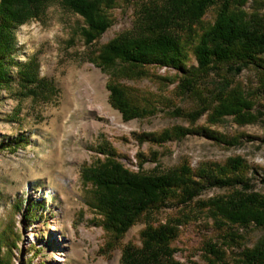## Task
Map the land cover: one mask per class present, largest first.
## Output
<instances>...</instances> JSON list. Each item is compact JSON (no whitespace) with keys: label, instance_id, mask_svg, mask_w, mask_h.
I'll use <instances>...</instances> for the list:
<instances>
[{"label":"rangeland","instance_id":"rangeland-1","mask_svg":"<svg viewBox=\"0 0 264 264\" xmlns=\"http://www.w3.org/2000/svg\"><path fill=\"white\" fill-rule=\"evenodd\" d=\"M164 1L116 0L110 10L113 24L90 44L84 41L83 19L62 0H50L36 18L14 31V60L35 62L38 78L50 82L53 90L39 94L44 97L27 94L16 65L8 68V82L0 85V233L10 230L18 235L10 249L11 264H120L123 247L140 246V232L148 223H162L171 216L181 222L172 247L174 260L182 264H208L212 256L207 255V244L226 258L216 264H237L241 251L262 235L254 225L229 228L215 223L198 205L228 194V188L211 187L187 206L169 205L147 214L113 249L106 245L99 216L87 205L93 188L82 182L81 172L104 161L100 144L112 149L129 172L144 175H160L182 165L195 171L242 158L251 168V190L264 194V89L253 71L234 78L253 92L250 112L256 120L244 125L232 117L213 121L209 111L197 117L194 99L175 90L176 71L153 66L146 68L145 76L121 83L144 100H153L158 106L154 115L124 121L110 105L108 76L93 64V56L117 35L141 32L143 11ZM215 10L208 9L203 19L212 21ZM187 64L196 62L189 56ZM216 83L211 77L203 82V90L210 92ZM172 128L191 133L165 140L143 137ZM202 130L218 139L198 133ZM20 134L28 144L10 149L7 142ZM235 139L236 145L228 144ZM19 199L43 201L44 209L24 222L22 212L14 211Z\"/></svg>","mask_w":264,"mask_h":264},{"label":"trees","instance_id":"trees-1","mask_svg":"<svg viewBox=\"0 0 264 264\" xmlns=\"http://www.w3.org/2000/svg\"><path fill=\"white\" fill-rule=\"evenodd\" d=\"M49 1L0 0V85L8 82V68L16 65L19 83L29 88L27 94L40 96L53 90L50 82L38 78L35 62L19 64L13 56L14 31L36 18ZM62 3L83 19L85 43L98 40L114 22L110 10L116 0H62ZM212 7L216 9L215 15L207 22L203 17ZM142 18L141 32L117 35L102 45L92 59L108 76L109 103L124 121L157 112L158 106L153 100H144L133 88L121 83L125 78L145 76L146 68L151 66L176 71L175 90L194 99L197 117L209 111L212 112L209 117L216 122L224 117H232L239 125L256 120L250 112L254 107L253 92L236 83L234 78L244 70H251L259 87L264 89V0H165L146 8ZM189 56L194 58L195 65L187 64ZM211 77L217 83L207 93L203 82ZM189 133L172 128L159 135L142 136L165 140ZM198 133L218 139L211 132ZM237 143L235 139L228 144ZM7 144L10 149H17L25 147L28 139L20 134ZM98 153L104 161L100 165L85 166L81 179L93 188L87 205L99 216L107 246L113 249L125 232L147 214L169 205L187 206L211 187L228 188V194L200 201L198 205L215 223L222 222L229 228L254 225L260 229L262 235L251 248L241 251L236 263L264 264V194L251 190V178L247 176L251 168L244 159L232 158L222 166L195 171L182 165L160 175H144L129 172L118 155L103 144ZM43 209L44 203L40 200L19 199L14 204V211L22 212L24 222ZM180 225V220L172 216L162 223H148L140 232V246L123 247L120 264H182L174 260L172 247ZM8 232L0 233V264H11L10 249L18 240V235ZM207 255L212 256L208 257V264L226 259L218 256V250L211 244H207Z\"/></svg>","mask_w":264,"mask_h":264}]
</instances>
